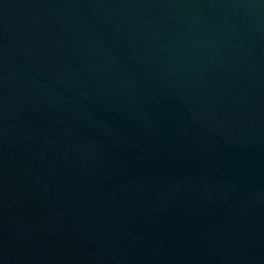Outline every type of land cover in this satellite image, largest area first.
I'll list each match as a JSON object with an SVG mask.
<instances>
[{
  "label": "water",
  "instance_id": "95a60500",
  "mask_svg": "<svg viewBox=\"0 0 264 264\" xmlns=\"http://www.w3.org/2000/svg\"><path fill=\"white\" fill-rule=\"evenodd\" d=\"M0 264H264V0H0Z\"/></svg>",
  "mask_w": 264,
  "mask_h": 264
}]
</instances>
